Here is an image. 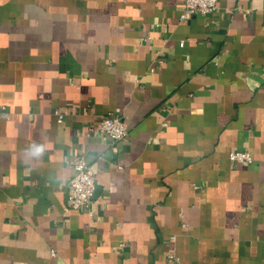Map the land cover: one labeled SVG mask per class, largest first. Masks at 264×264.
Returning <instances> with one entry per match:
<instances>
[{
    "label": "crops",
    "instance_id": "crops-1",
    "mask_svg": "<svg viewBox=\"0 0 264 264\" xmlns=\"http://www.w3.org/2000/svg\"><path fill=\"white\" fill-rule=\"evenodd\" d=\"M183 6L0 0V264H264V0Z\"/></svg>",
    "mask_w": 264,
    "mask_h": 264
},
{
    "label": "built area",
    "instance_id": "built-area-1",
    "mask_svg": "<svg viewBox=\"0 0 264 264\" xmlns=\"http://www.w3.org/2000/svg\"><path fill=\"white\" fill-rule=\"evenodd\" d=\"M217 0H184L181 20H188L194 15H208L216 9ZM57 114V113H56ZM58 122L62 115L57 114ZM99 131L109 137L116 146L127 134L128 128L122 117L116 113H108L99 121ZM252 157L248 151H232L229 160L233 162H249ZM74 175L68 183L67 209H83L91 213L90 204L95 191V176L82 156L72 157Z\"/></svg>",
    "mask_w": 264,
    "mask_h": 264
}]
</instances>
